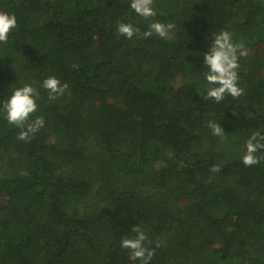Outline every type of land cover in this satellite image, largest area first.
Returning <instances> with one entry per match:
<instances>
[{
	"label": "trees",
	"instance_id": "obj_1",
	"mask_svg": "<svg viewBox=\"0 0 264 264\" xmlns=\"http://www.w3.org/2000/svg\"><path fill=\"white\" fill-rule=\"evenodd\" d=\"M152 6L145 19L128 0H0L18 20L0 43V99L31 83L29 122L44 118L20 140L0 112V264H140L119 246L134 225L150 264H264V0ZM120 21L138 34L121 36ZM153 21L174 28L144 37ZM222 28L247 55L243 94L216 102L202 59ZM48 75L67 84L54 99Z\"/></svg>",
	"mask_w": 264,
	"mask_h": 264
},
{
	"label": "clouds",
	"instance_id": "obj_2",
	"mask_svg": "<svg viewBox=\"0 0 264 264\" xmlns=\"http://www.w3.org/2000/svg\"><path fill=\"white\" fill-rule=\"evenodd\" d=\"M153 0H128V9L135 15L145 19L156 16V10L152 6ZM18 27V20L14 13L0 11V43H7L10 34ZM174 28L172 23H161L153 21L143 32L144 37L153 34L159 38H166ZM121 36L132 38L138 34V29L134 24L120 21L115 29ZM247 55V49L242 43H235L233 34L226 28L214 31L211 34V43L207 50L203 52L202 66L203 82L205 84L204 95L208 98L220 102L225 94L238 97L243 94L244 89L239 86V57ZM16 84V82L14 83ZM40 86L47 91L48 98L54 99L62 95L67 88L66 83H61L55 75H48L40 81ZM38 110L35 96V88L31 83H23L7 89L6 95L0 99V112L4 120L10 125L20 129L17 138L26 140L31 133L37 132L44 124L42 116H36L30 121V117ZM209 127L214 135H220L222 128L219 124L209 121ZM261 145L257 141V134H253L247 144L246 152L242 156L244 165L258 163V158L254 155ZM213 170H218L213 166ZM132 236H124L119 246L121 249L129 251L130 258L139 261L140 264H150L155 253V249L147 247V236L138 226L131 227Z\"/></svg>",
	"mask_w": 264,
	"mask_h": 264
},
{
	"label": "rangeland",
	"instance_id": "obj_3",
	"mask_svg": "<svg viewBox=\"0 0 264 264\" xmlns=\"http://www.w3.org/2000/svg\"><path fill=\"white\" fill-rule=\"evenodd\" d=\"M264 236V235H263ZM262 255V254H261ZM260 256V255H259ZM256 264H258V263H256Z\"/></svg>",
	"mask_w": 264,
	"mask_h": 264
}]
</instances>
